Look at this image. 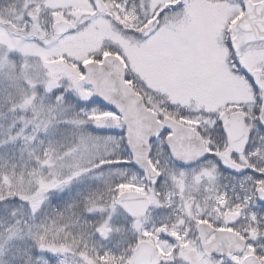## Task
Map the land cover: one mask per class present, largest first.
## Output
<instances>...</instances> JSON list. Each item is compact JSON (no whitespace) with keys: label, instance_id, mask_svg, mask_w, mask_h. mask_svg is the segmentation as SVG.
Returning <instances> with one entry per match:
<instances>
[{"label":"snow or ice","instance_id":"6c2138e0","mask_svg":"<svg viewBox=\"0 0 264 264\" xmlns=\"http://www.w3.org/2000/svg\"><path fill=\"white\" fill-rule=\"evenodd\" d=\"M0 264H264V0H0Z\"/></svg>","mask_w":264,"mask_h":264}]
</instances>
